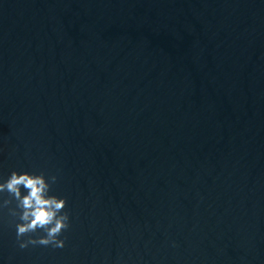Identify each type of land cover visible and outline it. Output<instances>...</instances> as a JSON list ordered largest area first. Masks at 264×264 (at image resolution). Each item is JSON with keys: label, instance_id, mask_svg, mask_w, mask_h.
Segmentation results:
<instances>
[{"label": "water", "instance_id": "95a60500", "mask_svg": "<svg viewBox=\"0 0 264 264\" xmlns=\"http://www.w3.org/2000/svg\"><path fill=\"white\" fill-rule=\"evenodd\" d=\"M12 171L70 228L20 249L0 207V264H264V0H0Z\"/></svg>", "mask_w": 264, "mask_h": 264}, {"label": "clouds", "instance_id": "9594fccd", "mask_svg": "<svg viewBox=\"0 0 264 264\" xmlns=\"http://www.w3.org/2000/svg\"><path fill=\"white\" fill-rule=\"evenodd\" d=\"M56 181L55 175L46 177L44 173L12 171L7 180L0 182V193L7 192L10 197L3 200L0 207H7L15 201L9 214L20 221L15 224L20 249L29 245L54 249L65 247L66 238L61 237L70 228V215L65 211L67 198L50 194ZM38 232L43 235L34 237L33 234Z\"/></svg>", "mask_w": 264, "mask_h": 264}]
</instances>
